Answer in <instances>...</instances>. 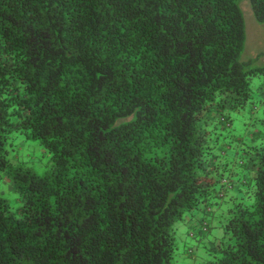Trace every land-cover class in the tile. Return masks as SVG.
Instances as JSON below:
<instances>
[{"label":"trees","instance_id":"trees-1","mask_svg":"<svg viewBox=\"0 0 264 264\" xmlns=\"http://www.w3.org/2000/svg\"><path fill=\"white\" fill-rule=\"evenodd\" d=\"M240 2L0 0V264H264Z\"/></svg>","mask_w":264,"mask_h":264},{"label":"rangeland","instance_id":"rangeland-1","mask_svg":"<svg viewBox=\"0 0 264 264\" xmlns=\"http://www.w3.org/2000/svg\"><path fill=\"white\" fill-rule=\"evenodd\" d=\"M241 9L244 13L245 23H246V42H245V49L241 56L243 61H247L250 58L258 57L256 61V65L264 66V23L259 22L253 12L251 0H241L240 2ZM263 81V78H252L253 88L256 96L260 95V84ZM261 104H263L261 102ZM240 129V128H238ZM241 130V129H240ZM23 140V139H22ZM27 143V140L23 141ZM32 144L31 141H29ZM25 156L27 157L28 166L34 169H41L43 165L42 159H44L43 155V148L38 143L34 145H29L24 149ZM42 154V157L39 156ZM0 194H6L11 196L14 192L10 189L9 183L4 180L3 176L0 175ZM185 236L183 234L178 235V241H183ZM204 252V250H202ZM210 255H207V258ZM201 261L199 258L198 263Z\"/></svg>","mask_w":264,"mask_h":264}]
</instances>
